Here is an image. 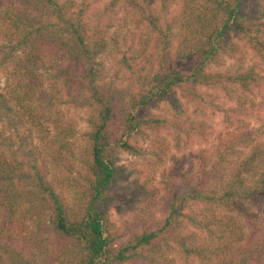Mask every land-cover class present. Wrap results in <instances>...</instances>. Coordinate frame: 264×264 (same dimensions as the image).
Listing matches in <instances>:
<instances>
[{
    "label": "trees",
    "instance_id": "obj_1",
    "mask_svg": "<svg viewBox=\"0 0 264 264\" xmlns=\"http://www.w3.org/2000/svg\"><path fill=\"white\" fill-rule=\"evenodd\" d=\"M0 264H264V0H0Z\"/></svg>",
    "mask_w": 264,
    "mask_h": 264
},
{
    "label": "rangeland",
    "instance_id": "obj_2",
    "mask_svg": "<svg viewBox=\"0 0 264 264\" xmlns=\"http://www.w3.org/2000/svg\"><path fill=\"white\" fill-rule=\"evenodd\" d=\"M122 8V6L120 7ZM121 23L123 22L120 21ZM127 22V21H125ZM99 60L103 62L104 68L107 71V75H112L114 70V63L111 59V54L106 51L105 53L101 54L100 57H98ZM191 65V61H188L185 63L184 67L185 69H188ZM165 108V107H164ZM184 114L183 117H186V114L189 115L187 117V121L189 124V119L192 120H198L195 119L194 116L190 113L192 107L191 106H183ZM180 110V108L178 109ZM72 116L75 120V131L77 134L84 131L86 128V124L83 120L84 113L81 111H74L72 113ZM203 124L200 126L199 129H193V143H190L189 147L187 149H181V152L175 151L171 146V137L165 136V133L163 132L164 136V142L165 143L161 147V143L156 144L151 138L146 139L142 145L146 147L148 155L145 158H136L127 154L122 153L120 158L121 162L124 165H128L131 168L136 169L138 172H141L139 175V182H149L151 185H157L159 188L158 196L162 195V184H158V181L161 179L160 174L162 169H166L167 166L170 164V155L175 154L178 155L179 153H183L184 155V166L189 162L191 165L194 164V161L191 159V154L196 152L197 150L201 148H206L210 145H212L215 142L214 136L217 132L223 131V126L221 122V116L219 114H215L212 118H207L206 116L202 118ZM194 126V125H192ZM208 127L207 130H202L203 128ZM206 132V133H205ZM152 137V136H151ZM149 211L151 215L154 213V211H159L158 204L157 206H150ZM138 214H134V212L129 211L126 214H120V213H113L112 220L114 221L115 225H121L122 231L127 232L129 230L128 225L131 224L134 226V217L136 215H141L142 217H146L147 213L141 210H137Z\"/></svg>",
    "mask_w": 264,
    "mask_h": 264
}]
</instances>
